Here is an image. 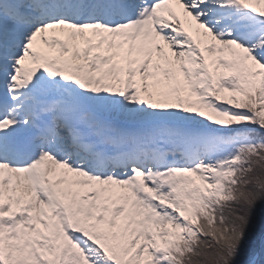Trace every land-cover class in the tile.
<instances>
[{"label":"snow or ice","instance_id":"1","mask_svg":"<svg viewBox=\"0 0 264 264\" xmlns=\"http://www.w3.org/2000/svg\"><path fill=\"white\" fill-rule=\"evenodd\" d=\"M261 152L264 0H0V264H185Z\"/></svg>","mask_w":264,"mask_h":264},{"label":"clouds","instance_id":"2","mask_svg":"<svg viewBox=\"0 0 264 264\" xmlns=\"http://www.w3.org/2000/svg\"><path fill=\"white\" fill-rule=\"evenodd\" d=\"M236 183L230 184L235 199L223 202L216 207L217 216L224 217L226 240H213L211 237L198 236L192 244V251L185 257V264H230L231 255L228 245L238 243L245 227V220L240 218L242 212L250 209L256 200L264 198V152L250 157L239 165L235 176ZM205 231L207 224L204 223Z\"/></svg>","mask_w":264,"mask_h":264},{"label":"trees","instance_id":"3","mask_svg":"<svg viewBox=\"0 0 264 264\" xmlns=\"http://www.w3.org/2000/svg\"><path fill=\"white\" fill-rule=\"evenodd\" d=\"M263 212H264V198L258 200L255 206L250 210V212H248V223L245 227V232L243 234L240 243H242V245H247V246L250 245L249 249H252L251 251L252 253L256 251L257 244L259 241L258 239L259 234L264 232V226L262 225V222L261 223L259 222V219H261V215H263L262 219H264ZM257 224L261 226V229L257 227ZM251 234H255L254 237L255 240L254 242L249 243L248 241L250 240ZM259 250H260L261 260L264 261V250L261 248Z\"/></svg>","mask_w":264,"mask_h":264},{"label":"rangeland","instance_id":"4","mask_svg":"<svg viewBox=\"0 0 264 264\" xmlns=\"http://www.w3.org/2000/svg\"><path fill=\"white\" fill-rule=\"evenodd\" d=\"M263 204V203H262ZM264 214V212H263ZM263 215H261V219H259V222L261 223L262 222V225L264 226V219H262ZM257 227H259V229H261V226L257 224ZM254 237H255V234H251L250 236V240L248 241L249 243L251 242H254ZM259 241H258V244L260 243V240L262 241L261 242V246L259 245V247L261 249L264 250V232L260 233L259 234V237H258ZM257 244V246H258ZM242 243H240V247H239V252H238V255L237 257L235 258L234 260V264H248V262L252 259V257L254 256L255 252L252 253V249H249L250 245H242ZM250 250V252H249ZM260 256V254H259Z\"/></svg>","mask_w":264,"mask_h":264},{"label":"water","instance_id":"5","mask_svg":"<svg viewBox=\"0 0 264 264\" xmlns=\"http://www.w3.org/2000/svg\"><path fill=\"white\" fill-rule=\"evenodd\" d=\"M256 256H259V250L256 251V254L253 256V258L256 257ZM253 258H252V259H253ZM252 259H251V260H252ZM251 260H250V261H251ZM250 261L248 262V264H250Z\"/></svg>","mask_w":264,"mask_h":264}]
</instances>
